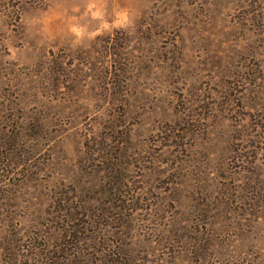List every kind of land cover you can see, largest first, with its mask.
Returning a JSON list of instances; mask_svg holds the SVG:
<instances>
[{
  "label": "rangeland",
  "instance_id": "obj_1",
  "mask_svg": "<svg viewBox=\"0 0 264 264\" xmlns=\"http://www.w3.org/2000/svg\"><path fill=\"white\" fill-rule=\"evenodd\" d=\"M0 264H264V0H0Z\"/></svg>",
  "mask_w": 264,
  "mask_h": 264
}]
</instances>
